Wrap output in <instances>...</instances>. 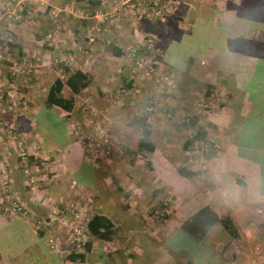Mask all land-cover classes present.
Wrapping results in <instances>:
<instances>
[{"label": "crops", "instance_id": "crops-1", "mask_svg": "<svg viewBox=\"0 0 264 264\" xmlns=\"http://www.w3.org/2000/svg\"><path fill=\"white\" fill-rule=\"evenodd\" d=\"M174 1V10L183 7L175 13L177 21L171 24L174 14H165L159 23L163 34L156 37L161 62L158 72L173 76L174 89L168 92L162 87L161 112L146 120L154 135L161 137L153 143V151L143 152L149 167L138 160L123 167L118 163L122 153L129 151L125 139L130 134L129 124L123 129L113 125L124 123L127 113L122 115L121 109L127 104L138 106L156 85H162L142 79L122 55L136 26L127 11L103 25V38L111 41V47L100 45V50L105 48L102 55L112 60L107 57L100 70L106 72L97 83L102 101L79 92L71 94L70 111L46 107L45 94L51 79L57 77L56 70L38 62L35 72L10 82L5 81L6 70H0V91L11 83L21 98L16 108L5 112L1 93L0 114H7L5 124L28 148L31 174L42 180L36 192L28 188L13 144L0 137L9 192L29 212L23 217L0 211V250L4 253L0 261L25 257L32 250L31 256L39 258L40 264H66L60 249L72 248L74 238L65 237L56 220L42 226L39 233L31 225L33 217L44 220L51 208L65 206L84 209L85 218L92 213L109 217L111 238L102 244L107 246L106 253L115 255L120 250L124 264H142L149 252L155 256L152 264H264V189L260 184L264 171L261 174L259 164L264 168V0ZM27 26L0 19V29L7 31L4 38L10 41L13 37L10 47L18 56L33 62L43 58L44 62L60 46L59 41L66 43L56 31L52 35L55 44L43 50ZM174 26L178 41L172 47L183 57V65L169 56L176 36ZM73 32L66 34L70 46L76 41ZM120 69L117 78L115 71ZM201 96L209 103L207 116L198 113ZM196 97L199 102L194 103ZM5 99L7 102L8 97ZM191 116L198 125L207 117L203 123L206 141L184 150L181 143L192 133L184 123ZM134 122L132 138L138 142ZM115 161L119 167L114 166ZM157 202V208L167 214L161 220L145 214ZM203 206L219 218H229L234 236L220 223L213 224L201 238L182 233V221ZM145 234L155 237L152 247L138 237ZM47 236L53 240L52 248L47 246L50 250Z\"/></svg>", "mask_w": 264, "mask_h": 264}, {"label": "rangeland", "instance_id": "rangeland-1", "mask_svg": "<svg viewBox=\"0 0 264 264\" xmlns=\"http://www.w3.org/2000/svg\"><path fill=\"white\" fill-rule=\"evenodd\" d=\"M24 9L22 12V16H21V20L17 23V25L23 26L24 23L27 25L28 24V28H27V32L31 33V35L36 34L37 39H38V43L39 45L42 47V49L44 50V47H48V46H53L54 40H52L53 38V34L55 36L56 31L59 34V38L60 36L63 37L65 42L59 41L58 44H60V46L57 48V50H55V52H53V54H51L49 57L46 56L44 62H43V58L40 60V58H36L35 62H33V59H29L26 56H18L17 53L15 52V50H12L10 47V44L13 42V37H11V40H7L6 38H4V35H6L7 31L5 30H1L0 29V70H6V74L7 76H4L5 81H12L13 79L16 78H20L22 76V74H31V72H35L36 68H37V64L38 62L42 64V66H49L52 69L56 70V76L61 78L62 80L64 79L67 70H74L72 68L76 67L79 70H82L83 72H86L89 77H90V83L86 86V90L85 91H80L82 92L85 96L91 98L92 100L95 99V97H98L101 101V96L100 94V87L97 85V83H100V80L102 79L103 75L106 72L102 73L100 72V70H102L103 66H106V60L107 57L109 59L112 60L111 57L107 56V55H102L103 52L106 50L105 48L101 51L100 50V45H106V48H108L110 44V40L108 42L105 41V39H103L102 41L100 39H97L94 43H91L88 46V52L90 53V57H86L85 54H81V53H76L75 54V63L73 64H69L67 65L64 62V59L66 57V55L68 54V52H70V39L69 37H67L66 34L71 35V32H73L74 34H76V36L74 37V39L76 40L75 43L76 44H80V45H84V39H83V34L85 32V28H87L88 26H90L91 24H80L79 20L85 19L86 16H88L86 13V11H90L87 9L88 7V3L87 0H26L24 1ZM3 3V0H0V5ZM183 7L178 6V9L173 13L174 16H171L170 19H172V21L170 22L171 24L174 23L175 21H177L178 17H176L177 14H175L177 11L181 10ZM97 9L94 10V13L96 12ZM93 13V14H94ZM55 14V15H53ZM92 14V15H93ZM172 14V15H173ZM4 17L1 15V11H0V19H3ZM78 20L79 24H75V21ZM86 20V19H85ZM93 22V21H92ZM13 23V22H10ZM143 24V23H142ZM142 24H136L135 28H138L139 31L145 32L142 28L143 25ZM77 28V29H76ZM174 31L172 30L173 35H176V26H174ZM12 34V33H11ZM173 36V37H174ZM159 37V36H158ZM175 41H178V35L175 36V40L174 42H172L171 45V49L169 50L170 52V60H172L173 62L176 61L175 63L177 64H181L183 65L184 59L183 57L177 53L176 47L173 48L172 46L175 44ZM51 43H53L52 45H50ZM74 43V44H75ZM73 46V45H72ZM111 47V46H109ZM48 51V50H46ZM176 55V56H175ZM123 66H125L124 64H122ZM12 70H16L17 72L15 73V75L11 74ZM123 69H120V71H115L116 72V77L119 78L120 74L122 73ZM114 72V71H113ZM17 75V76H16ZM141 76V74H139ZM8 77V78H7ZM122 77V75H121ZM166 77L172 79L173 85L172 83H170V85L162 83V85H156L154 82V78L151 76H146L145 79L150 78L149 80H153V83L156 85L152 90L151 93L148 94L147 98H144V101L141 104H138V106L133 107L131 104H127L126 107H123V109H121V113L122 115H124L125 113H127L126 115H124L125 117V121L124 123H122V126L119 125H114L115 129H123V126H128L129 124V129L128 131L130 132L127 133L125 142H126V146L128 147V152H121L122 155L119 158V165H122L126 163V162H130V161H142V163H144L146 165V167H149L148 162L145 160V154L144 153H137L136 151V146H137V140L135 141V139H133V135H134V129L132 126V122H134V127L136 128V130L138 131V137L140 139L141 137V129L143 128V125L141 123V121L143 120L144 122L147 120V117L151 116H155L158 113L161 112V95H162V87H165L166 91H170L172 92L174 89V79L173 76L169 75L168 73H166ZM144 79V77L142 78ZM144 79V80H145ZM141 80V79H140ZM51 81H53L51 79ZM171 81V80H170ZM161 84V83H160ZM84 89V88H83ZM6 90L7 88L4 90V92L0 91V96L2 93V98L4 97V105L5 106V112L7 111H12V110H8L7 109V104L10 102H6L5 97L7 98L6 95ZM63 90H64V94H63ZM16 91V90H15ZM17 96L19 97V93L16 91ZM62 94L65 97H69L71 96L70 91H68V89L66 87L62 88ZM1 98V97H0ZM20 101L21 98L19 97ZM201 99L204 100L201 96ZM149 100L152 102V112L150 114H146L145 113V109L144 107L147 105V103L149 104ZM167 100V98L165 99ZM198 101V97L195 98L194 103ZM159 102V103H157ZM109 104V103H108ZM205 104V106H200V111L198 113L201 112V115L207 116L209 115L210 109H209V103L208 101H204L202 103V105ZM109 106H111L109 104ZM125 106V105H124ZM17 107V106H16ZM137 109V114H135V110ZM133 112V114L131 115L130 112ZM174 111V115H177V112ZM179 113V112H178ZM135 117L137 118L136 120H133V118L131 117ZM190 116V115H189ZM7 114L3 115L0 114V118L2 120L6 119ZM179 118V117H178ZM193 117H190V120H194L192 119ZM207 117H203V119H201L203 121V123H205L207 121L206 119ZM128 120V121H127ZM189 120V121H190ZM197 119L194 120V122L196 123ZM147 122V121H146ZM166 123H168V121H166ZM172 125L176 124L175 122H170ZM203 123H201L200 125L203 127ZM197 124V123H196ZM194 125V126H189L188 122H185L184 125H188L189 127L192 128V132L195 130L196 126L198 125ZM153 125L156 126V123L153 122ZM159 125V124H157ZM152 124L148 122V130H149V139L153 142V143H158V141H160L161 137L159 135H154V129L151 127ZM107 128H109V126H106ZM111 127V126H110ZM190 128V129H191ZM15 131V130H14ZM16 132V131H15ZM153 132V133H151ZM156 132V131H155ZM17 133V132H16ZM158 133V131H157ZM110 157V156H109ZM111 159H115L113 154L111 155ZM113 161V160H112ZM112 164L113 162L110 164V170L112 168ZM139 165V164H138ZM148 165V166H147ZM114 166H117V163L115 161ZM141 166V165H139ZM119 167V166H117ZM109 175L112 174L109 172ZM160 203V202H159ZM158 202L156 203V205L154 204L153 207L147 208V211H145V214H147L148 216H152L155 219L161 220L163 217H166V211L162 210L161 208H157L158 207ZM160 207V206H159ZM68 220V219H67ZM66 227V226H65ZM63 229V234L66 236L70 235L71 232H66V230H70L68 227ZM140 234L146 233L147 231H139ZM140 239L142 237V240L144 241V243L148 244L149 246L152 247L153 241L155 240V237L150 236L149 234H145L143 236H138ZM46 240L51 239V237L47 236L45 237ZM141 240V243H142ZM93 244L91 245V249L90 251L86 254V262L84 264H124L125 262V258L124 255L121 254L120 250H116V254L112 255L111 253H106L107 250V246H103V242L98 241V240H93ZM103 243V244H102ZM148 245H146V247L148 248ZM49 246V244H46V247ZM1 248V245H0ZM48 248V247H47ZM49 249V248H48ZM50 250V249H49ZM59 249H57L58 251ZM70 248H65V249H60V254L63 256L65 252L69 251ZM132 252H134L135 250L132 248L131 249ZM148 250L144 251L143 253H146ZM159 254L161 253V251H158ZM35 253V252H34ZM40 256L44 257L43 252L39 251ZM167 252H165L164 254H166ZM4 253H1L0 250V257L3 256ZM109 254V255H108ZM31 255H33V251L29 250L27 251V253H25V257H17L14 259H10L8 261L6 260H2L0 261V264H40V259L39 258H33ZM155 256L153 255V253H148L147 255L142 257V264H152V262L154 261ZM33 263H32V262ZM78 264V263H75Z\"/></svg>", "mask_w": 264, "mask_h": 264}, {"label": "built area", "instance_id": "built-area-1", "mask_svg": "<svg viewBox=\"0 0 264 264\" xmlns=\"http://www.w3.org/2000/svg\"><path fill=\"white\" fill-rule=\"evenodd\" d=\"M24 1L26 0H3V3L0 5L1 15L4 17L3 19L7 22L18 23L21 20L25 3ZM175 6H177V3L174 0L167 2H164L163 0H101L100 8L97 9L92 16L85 17L86 19H91V21H93L90 26L85 28V32L83 34L85 44H73V46L70 47V52L66 55L64 62L67 65L75 63L76 53L85 54L87 58L90 57L88 46L91 43H94L97 39H105L103 38V25H105L107 21H111L117 17L121 12L123 13L127 11L130 16H132V19L136 24H142L145 22L160 23L165 14L171 16L176 11L174 10ZM157 36L158 35L154 33L146 31L142 32L139 31L138 28H135L133 35H131V42L127 45L122 55L132 63L133 68L143 77H153L155 84L165 83L170 85L169 78H167L164 73L158 72L161 62L159 60L160 49L157 46ZM74 69L78 68L74 67ZM16 72V70H12L11 74L15 75ZM6 95L8 97V102H10L7 105L8 110H13L20 104V99L11 83H9V88L6 90ZM204 101L205 100L201 99L199 105L205 106V104L202 105ZM151 103L152 102L149 101V104L147 103L144 107L146 114H150L152 112L153 106ZM0 137L7 138L13 144L15 148V156L19 162L20 171L27 178V186L29 189H33L36 192L41 179H38L31 174V162L29 161L30 155L28 148L24 145L23 141L18 138L14 129L7 126L5 124V120H2L1 118ZM0 201V211L2 213L28 217V210L9 192V173L6 164L1 158ZM83 212L84 209L75 211L65 206L53 207L49 210V214L46 219L42 220L40 218L33 217L31 219V225L35 231H38L42 226L48 225L50 221L56 220L61 228L68 227L70 229V237L74 238L73 246H75L78 242L83 244L86 240V235L82 231V227L84 226L87 218L82 216ZM67 214L72 215V218L64 220L62 217ZM47 244H49V247L52 248L53 240L48 239Z\"/></svg>", "mask_w": 264, "mask_h": 264}, {"label": "trees", "instance_id": "trees-1", "mask_svg": "<svg viewBox=\"0 0 264 264\" xmlns=\"http://www.w3.org/2000/svg\"><path fill=\"white\" fill-rule=\"evenodd\" d=\"M101 0H87V9L90 11H86L88 17L92 16L95 9L100 8ZM87 17V16H86ZM86 19V18H85ZM83 19L79 20L80 24H91V19ZM143 30L146 32H151L156 35H162L163 29L161 28L159 22L158 23H150L145 22L142 24ZM77 29V28H76ZM90 83V77L86 72H83L79 69L67 70V73L62 80L59 77H56L48 87L45 98L44 105L46 107L56 106L65 111H70L73 107V97H65L62 94V88L66 87L71 94L79 93L83 88H85ZM188 125L191 127L196 123L194 120H186ZM143 128L141 129V137L137 142L136 151L137 153H149L153 151L154 144L149 139V130H148V122L141 121ZM205 139V130L202 126H196L195 130L187 136L183 142L181 143L182 149L193 148L194 146L204 144ZM29 161H31V156H29ZM261 165V174L264 171ZM182 175L189 176L191 173L181 171ZM215 223H220L222 227L227 231V233L231 236H234L235 230L232 226V223L229 218L217 217L216 213L211 210L208 206H203L193 212L190 216H188L179 226V230L182 233H185L189 236L195 238H201L205 235L207 230ZM112 221L109 217L100 214V213H92L90 217L86 219L84 226L82 227V231L86 235V240L81 244L78 242L77 245L73 246L69 251L65 252L62 256V262L66 264H81L86 262V254L90 251L93 240L98 241H108L111 238L112 234ZM37 233L41 231H36Z\"/></svg>", "mask_w": 264, "mask_h": 264}, {"label": "clouds", "instance_id": "clouds-1", "mask_svg": "<svg viewBox=\"0 0 264 264\" xmlns=\"http://www.w3.org/2000/svg\"><path fill=\"white\" fill-rule=\"evenodd\" d=\"M260 184L262 186V189H264V181H261ZM261 198L264 199V191H262L261 193Z\"/></svg>", "mask_w": 264, "mask_h": 264}]
</instances>
